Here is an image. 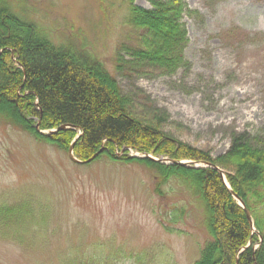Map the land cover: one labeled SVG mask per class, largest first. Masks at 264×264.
<instances>
[{"label":"rangeland","instance_id":"rangeland-1","mask_svg":"<svg viewBox=\"0 0 264 264\" xmlns=\"http://www.w3.org/2000/svg\"><path fill=\"white\" fill-rule=\"evenodd\" d=\"M185 1L193 11L183 17L190 68L171 76L117 69L121 44L136 37L126 23L128 0L1 4L56 45L99 59L136 115L156 114L164 132L215 157L234 131L264 136V0ZM0 206L21 213L1 218L0 264L86 256L95 264H194L210 239L203 199L178 178L160 195L148 167L103 159L77 164L2 113Z\"/></svg>","mask_w":264,"mask_h":264},{"label":"trees","instance_id":"trees-1","mask_svg":"<svg viewBox=\"0 0 264 264\" xmlns=\"http://www.w3.org/2000/svg\"><path fill=\"white\" fill-rule=\"evenodd\" d=\"M148 1L151 7L128 0L126 23L136 37L121 44L125 55L117 54V69L152 68L169 76L182 68L188 70L184 50L189 38L183 17L193 11L185 0ZM1 5L0 113L42 142L64 151L73 145L80 160L102 149L95 160L148 167L160 195L174 177L198 192L208 211L210 239L194 264H264V136L234 131L229 148L215 157L183 143L161 129L156 114L136 115L130 97L99 59L56 45L35 24ZM38 123L41 130H57L42 133ZM131 150L212 166L165 163L133 156ZM216 167L224 171L232 192L245 203L255 229ZM6 206H0V221L21 214L16 206ZM31 214L36 219L34 211ZM56 264L95 261L86 256L58 259Z\"/></svg>","mask_w":264,"mask_h":264},{"label":"water","instance_id":"water-1","mask_svg":"<svg viewBox=\"0 0 264 264\" xmlns=\"http://www.w3.org/2000/svg\"><path fill=\"white\" fill-rule=\"evenodd\" d=\"M64 127H66V125H63L61 128H64ZM52 131L54 132L55 130H52ZM101 150H102V149H100L97 153H95L91 158H89V159H87V160H85V161H81V160L77 159V158L74 156V154H73V147H71V148L69 149V157L71 158V160H73L74 162H77V163L91 162L92 160H94V159L97 157V155L101 152ZM149 157H151V156H149ZM177 163H180V164L185 165V166H188V167H194V168H196V167H201V164H199V163H197V162H194V164H192V162H177ZM203 165H208V163H203ZM218 169H219V168H218ZM219 171H220V173L222 174V176H223V178H224V181L226 182V184H227L228 187L230 188L229 184L227 183V181H226V179H225V177H224V171L221 170V169H219ZM234 196H235L236 199H238L239 204L242 205V207L245 208V211H246V213H247V216H248L250 222L252 223L250 212H249V210L247 209V207L245 206L244 202H243V201H242V200H241L236 194H234ZM252 224H253V223H252Z\"/></svg>","mask_w":264,"mask_h":264},{"label":"flooded vegetation","instance_id":"flooded-vegetation-1","mask_svg":"<svg viewBox=\"0 0 264 264\" xmlns=\"http://www.w3.org/2000/svg\"><path fill=\"white\" fill-rule=\"evenodd\" d=\"M0 6H2V5H1V1H0ZM3 49H4V48H3ZM3 49H0V53L3 51Z\"/></svg>","mask_w":264,"mask_h":264}]
</instances>
